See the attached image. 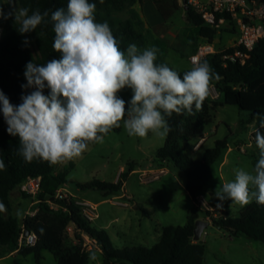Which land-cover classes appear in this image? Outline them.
Returning <instances> with one entry per match:
<instances>
[{
  "label": "trees",
  "instance_id": "1",
  "mask_svg": "<svg viewBox=\"0 0 264 264\" xmlns=\"http://www.w3.org/2000/svg\"><path fill=\"white\" fill-rule=\"evenodd\" d=\"M4 1L8 13L16 9L17 5L20 8H28L29 15L37 9L41 13L49 11L47 25L42 24L37 26L36 30L23 34L18 31L20 24L15 23V17L9 16L0 37V91L7 96L12 105L18 106L22 103L23 95L34 91L32 88L21 87L27 83L24 76L26 64L29 62L46 64L51 59L61 58V54L53 48L55 33L50 17L56 9L66 10L68 0ZM153 1L165 22H169L184 8L178 0ZM142 2L89 0V3L96 5L94 12L96 22L106 21L109 24L122 51H126L130 44H135L141 50L154 46L159 50L155 63L167 65L177 71L182 78L191 68L177 70L167 62L166 42L153 37L135 8ZM186 14L198 28L199 35L212 44L218 27L206 25L201 16L191 8ZM217 17L230 19L229 16L222 14H218ZM200 45L197 42L194 44L191 56L198 51ZM238 51L249 56L245 64L239 59H225ZM204 61H207L213 72L220 76L219 80L213 79L211 82L219 91L220 98L211 100L207 96L200 110H196L193 105L191 113L183 111L166 117L171 131L166 136L165 144L157 150L159 159L172 161L186 176V189L194 202L212 179L213 165L224 155L230 142L228 138L216 141L215 146L207 149L201 159L188 156L185 153V144L195 139L199 142L204 138L205 127L212 122L213 111L218 106H237L241 111L249 112L251 120H257L258 128L261 119H264V38L257 42L252 51L235 46L207 55L200 63ZM49 91L45 88L44 94L48 95ZM129 102L130 100L125 101L126 108ZM126 119L127 114L120 121L119 127L111 129L104 136L120 131ZM7 127L0 110V160L5 164V167L0 169V204L4 205V211H0V251H6L7 255L19 251L21 236L28 230L36 234L37 244L26 246L22 253H34L40 262L43 253L49 251L57 258L58 264H88L89 254L84 246L86 244L84 234L87 233L102 251L103 264H204L206 245L204 242L194 241L196 222L200 220V213L203 211L199 207L190 213L185 226L163 228L160 240L154 246L117 249L108 232L92 226L74 199L58 197L59 190L69 183L68 173L73 168L57 172L59 164L52 165L39 158H34L31 162L26 161L18 151L19 137L10 135ZM260 131L264 132V129ZM253 136L255 140V132ZM258 150L260 153L259 148ZM258 160L259 156L254 155V168ZM132 172L133 168H130L129 172L127 170L122 172L116 183L93 181L85 185L79 184V187L84 190H99L105 196L118 195L123 191L128 175ZM31 177L41 178V191L35 198L38 206L34 208L38 213L35 216L26 215L20 221L13 215H7V211L11 206L12 193ZM208 215L209 213H205L206 219ZM212 223L233 236L245 235L264 243V205L257 203L256 200L246 206L237 218H212ZM71 226L77 233L78 243L74 248L67 246L66 243L68 228Z\"/></svg>",
  "mask_w": 264,
  "mask_h": 264
},
{
  "label": "clouds",
  "instance_id": "2",
  "mask_svg": "<svg viewBox=\"0 0 264 264\" xmlns=\"http://www.w3.org/2000/svg\"><path fill=\"white\" fill-rule=\"evenodd\" d=\"M95 8L89 0H68L66 10L52 12L53 48L61 58L26 64L27 83L21 87L34 91L23 95L18 106L0 91L7 132L19 137V154L28 162L39 158L56 165L78 158L89 143H102L126 114L128 135L146 137L152 132L163 139L171 131L166 117L191 113L193 105L200 110L212 80L220 79L207 61L195 63L181 78L167 65L155 63L159 50L154 46L141 50L130 44L122 51L109 24L96 22ZM9 16L20 24L21 34L49 23L48 10L29 15L28 8H18L5 15L0 9V17ZM126 87L133 92L127 108L117 95ZM45 88L50 90L48 95ZM260 129L264 119L255 131L260 153L254 172L236 169L235 179L215 191L218 208L226 200L244 206L255 199L264 205V132ZM4 167L0 160V169ZM89 258L95 260V253Z\"/></svg>",
  "mask_w": 264,
  "mask_h": 264
},
{
  "label": "rangeland",
  "instance_id": "3",
  "mask_svg": "<svg viewBox=\"0 0 264 264\" xmlns=\"http://www.w3.org/2000/svg\"><path fill=\"white\" fill-rule=\"evenodd\" d=\"M147 1H143L140 6L136 5L135 8L153 37L166 42L167 62L177 70L192 68L190 53L194 44H203L208 40L199 35L198 28L189 20L184 8L169 22H165L154 1L144 4ZM18 8L19 5L16 6V9ZM0 9L5 15L8 14L4 0H0ZM5 24L6 19L0 17V27L3 28L1 34ZM238 31L234 23L221 24L212 39V45L217 51L235 47ZM117 95L127 101L131 100L133 92L126 87ZM220 101L222 102L223 98ZM255 128H258L257 120L252 121L249 112L241 111L237 106H218L213 111L212 122L205 127L206 142L201 150H193L198 139L185 144V153L188 156L201 159L207 149L215 146L216 141L229 139L231 150L225 152L226 154L213 165V177L200 194L209 206L217 209L216 218H237L241 211L255 200L244 206L226 200L224 207L218 208V200L215 198L218 187L235 179L236 169L243 168L254 172L253 157L259 156V150L249 144L253 142L256 145L254 136L252 138L250 134ZM165 141L166 137L162 139L152 132L146 137L130 136L123 122L120 131L104 136L102 143H89L87 150L80 157L57 166V172L73 168L68 173L69 183L59 190L60 194L74 199L83 214L88 211L92 226L106 230L117 249L154 246L159 242L163 228L185 226L190 213L199 207L197 201L194 202L187 192L186 176L172 161L163 163L159 159L157 150ZM241 148L246 152H242ZM226 159L228 162L224 163ZM130 168H133L134 172L129 173L123 191L118 195L105 196L99 190H84L79 187V184L85 185L93 181L116 183L120 174L126 170L129 172ZM161 170H164L165 174H161ZM155 176L158 178L155 179ZM24 194L21 187L15 190L7 211V215H13L20 221L23 216L14 209L15 204H37L35 198ZM85 203L93 206L87 207ZM200 220H206L204 211L200 213ZM76 236L75 228L71 226V231L67 234V246L74 248L77 245ZM84 238L89 257L92 253L96 255L95 260L89 258L88 264H103L104 257L100 248L88 235L84 234ZM201 241L206 245L204 264H264V243L245 235L233 236L228 231L216 227L211 220ZM0 264H58V260L49 251H45L43 259L38 262L34 253L17 252L7 256V252L1 250Z\"/></svg>",
  "mask_w": 264,
  "mask_h": 264
},
{
  "label": "built area",
  "instance_id": "4",
  "mask_svg": "<svg viewBox=\"0 0 264 264\" xmlns=\"http://www.w3.org/2000/svg\"><path fill=\"white\" fill-rule=\"evenodd\" d=\"M146 1V0H141ZM159 1H168V0H159ZM180 5L184 7L182 0H178ZM187 5L195 13L199 14L206 25L219 27L221 24L226 22L234 23L240 31L238 43L236 46L245 48L248 51H252L256 46L257 42L264 38V1L258 0H187ZM227 15L230 19L222 17L218 19L217 15ZM0 33V37H1ZM217 52L215 46L209 43H203L199 46L198 51L190 57V63L194 66L195 63H200L201 60L210 54H215ZM226 60L239 59L242 64H245L249 59L247 54H244L241 51L236 52L234 55L227 56ZM211 100H218L220 98V93L214 85L210 86L209 94ZM203 139L200 140L193 147V150H199L202 146ZM242 152H246L244 148H241ZM161 174H165L164 170H161ZM158 176H155V179ZM21 190L31 196L36 198V196L41 191V178H28L22 185ZM58 192V197L63 199L64 196ZM197 203L199 207L207 214L209 213L206 221H212V218L217 217V209L212 208L205 201L202 195L197 197ZM87 207H92L90 203L84 204ZM38 213V210H32L27 215L35 216ZM84 215L89 219L90 214L88 211H85ZM68 231H71V227L68 228ZM23 238V234L20 240ZM37 236L35 233L31 232L26 239V246H35L37 244Z\"/></svg>",
  "mask_w": 264,
  "mask_h": 264
},
{
  "label": "crops",
  "instance_id": "5",
  "mask_svg": "<svg viewBox=\"0 0 264 264\" xmlns=\"http://www.w3.org/2000/svg\"><path fill=\"white\" fill-rule=\"evenodd\" d=\"M147 1V0H146ZM149 2H151V3H153V1H147V2H145L144 4H146V3H149ZM140 6V5H139ZM229 22H226V23H224V24H228ZM3 28L2 27H0V31L2 30ZM239 35H240V31H238V33H237V37H236V44L238 43V39H239ZM256 129L257 128H255L253 131H251L250 132V134H252V138H253V134H254V132L256 131ZM203 143H202V146L205 144V142H206V138H205V135H204V138H203ZM202 146H201V148H202ZM243 146V145H242ZM249 146H252V147H257V145H255L253 142H251L250 144H249ZM201 148L199 149V150H196V151H200L201 150ZM231 150V148L229 147L228 149H227V151H225V152H228V151H230ZM226 154V153H225ZM167 161H169V160H165V161H162L163 163H166ZM228 162V159H226L225 161H224V163L225 162ZM38 206V204H28V205H26V204H15V210L18 212V214H21L22 213V220L24 219V217L29 213V212H31L32 210H34V208L35 207H37ZM25 212V214H23ZM221 217H223L222 216V214L220 215ZM17 252L18 251H16V252H13V253H11V254H9V255H7V256H10V255H15V254H17Z\"/></svg>",
  "mask_w": 264,
  "mask_h": 264
},
{
  "label": "water",
  "instance_id": "6",
  "mask_svg": "<svg viewBox=\"0 0 264 264\" xmlns=\"http://www.w3.org/2000/svg\"><path fill=\"white\" fill-rule=\"evenodd\" d=\"M183 2V5H184V9L185 11H188L190 8L189 6L187 5V0H182ZM137 208V207H136ZM209 226V222L206 221V220H198L196 222V228H195V232H194V241L196 242H202L201 241V238H202V235L204 234L205 232V229ZM30 231L26 230L24 233H23V238H22V241H21V248L20 250L18 251L19 253H22L23 250L25 249L26 247V239L27 237L30 235ZM86 235H88L87 233H85ZM89 236V235H88ZM90 237V236H89Z\"/></svg>",
  "mask_w": 264,
  "mask_h": 264
}]
</instances>
